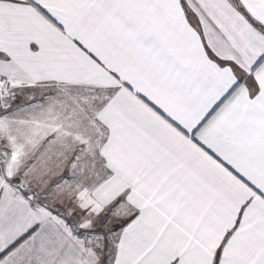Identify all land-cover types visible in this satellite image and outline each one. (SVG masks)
<instances>
[{
  "label": "snow or ice",
  "instance_id": "snow-or-ice-1",
  "mask_svg": "<svg viewBox=\"0 0 264 264\" xmlns=\"http://www.w3.org/2000/svg\"><path fill=\"white\" fill-rule=\"evenodd\" d=\"M0 264H264V0H0Z\"/></svg>",
  "mask_w": 264,
  "mask_h": 264
}]
</instances>
